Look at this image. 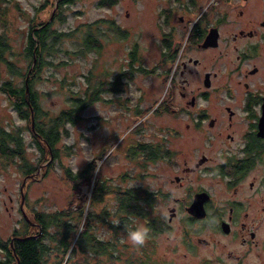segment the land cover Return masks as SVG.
Returning a JSON list of instances; mask_svg holds the SVG:
<instances>
[{"label":"rangeland","instance_id":"374dc122","mask_svg":"<svg viewBox=\"0 0 264 264\" xmlns=\"http://www.w3.org/2000/svg\"><path fill=\"white\" fill-rule=\"evenodd\" d=\"M195 1L194 6H190L194 0H71L61 4L59 0L0 1V33L8 34L15 51L24 45L30 24L38 28L58 10L50 28L64 35L54 42L47 37L52 45L43 51V63L34 72L32 82L45 119L71 108L73 97L89 92L96 95L76 111L73 121L63 123L55 144L57 156L48 153L39 163L31 117L29 121L21 118L8 95L0 90V125L21 132L25 157L34 165L39 163L32 173L25 174L18 158L0 161V238H12L15 229L22 230L24 220L32 225L28 232L37 233L40 226L33 219V210L52 212L68 205H80L85 211L93 208L100 215L106 208L111 211L106 217L116 226L119 219L114 214L113 192L91 204V188L97 173L109 189L140 186L150 191L165 178L162 165L154 168L149 161H135L126 149L134 141L151 140L155 125L163 118L159 113L147 115L145 110H136L144 106L149 109L163 96L165 43L182 40L185 26L178 20L179 15L189 14L187 22H191L209 0ZM87 34L91 36L85 41ZM16 62L25 76L8 73L3 66L1 76L22 85L26 75H32L34 60L20 55ZM130 62L134 69L128 68ZM128 69L130 75L122 78V89H115L112 81ZM90 161L95 164L90 183L73 188L65 169L77 172ZM140 204L147 208L149 219L132 216L125 228L113 232L107 220L94 218L92 232L103 238L117 235L121 244H129L127 229L138 224L147 226L148 236L142 246L151 260L145 264H264V216L255 222L256 240L243 243L236 233L222 234L204 222L188 221L181 214L170 225H161L169 212L168 202L161 195ZM198 238L210 241L199 244Z\"/></svg>","mask_w":264,"mask_h":264},{"label":"flooded vegetation","instance_id":"af4514ba","mask_svg":"<svg viewBox=\"0 0 264 264\" xmlns=\"http://www.w3.org/2000/svg\"><path fill=\"white\" fill-rule=\"evenodd\" d=\"M189 17L178 16L182 40L166 39L163 96L136 110L163 118L151 140L126 150L133 160L166 170L150 190L151 200L161 195L169 205L161 225L181 214L236 233L243 243L255 241V222L264 216V0H209ZM128 68L134 69L131 62ZM130 69L117 74L115 89ZM195 196L200 215L191 208Z\"/></svg>","mask_w":264,"mask_h":264},{"label":"trees","instance_id":"16d2710c","mask_svg":"<svg viewBox=\"0 0 264 264\" xmlns=\"http://www.w3.org/2000/svg\"><path fill=\"white\" fill-rule=\"evenodd\" d=\"M69 1L71 0H59V3ZM106 1L111 2L112 0ZM58 14L56 10L54 17L43 22L38 28L34 29L35 25L30 24L26 31L24 45L18 51L12 49L8 34L0 33V90L8 95L11 104L21 118L29 121L32 115L35 129L32 137L40 152L39 163L44 161L48 153L54 157L57 156L55 144L61 136L63 123L73 121L77 116L76 111L96 98L92 92L73 97L71 108L63 109L54 116L44 118L45 113L39 106L32 82L40 64L43 63L41 58L43 51L47 50V46L52 45L46 41L47 37H52L51 42H54L64 35V32L50 28ZM90 36L87 34L85 41H88ZM20 55L30 60L34 59V63L31 70L32 75L30 77L26 75L23 84L17 85L11 77L2 78L1 70L5 67L8 73L25 76L16 62ZM25 79L28 91H26ZM63 130L66 131L65 128ZM138 148H141V145ZM15 158L20 160L18 165L25 174L32 173L39 164L34 165L25 157L21 132L0 125V161ZM94 167V161H90L83 170L77 172L66 168L65 173L73 181V188L76 185L90 183ZM106 185L97 173L91 188V196H93L91 204L100 201L105 194L113 192L114 214L119 219L116 226L111 219L107 218L111 215V211L106 208H103L101 215L93 208L85 211L80 205L77 208L68 205L66 208L52 212L33 210V219L39 223L41 232L31 235L36 233L28 232L32 225L24 220L22 230H14L12 245L10 244L11 238H0V252L3 253L0 264H145L146 260H151L145 246L133 248L125 242L121 244L117 235L103 238L92 232L94 218L107 220L113 232L116 229L125 228L132 216L149 219L147 208L140 203L150 202L151 191L140 186L109 189ZM78 253L81 255L80 258L76 257Z\"/></svg>","mask_w":264,"mask_h":264},{"label":"clouds","instance_id":"9594fccd","mask_svg":"<svg viewBox=\"0 0 264 264\" xmlns=\"http://www.w3.org/2000/svg\"><path fill=\"white\" fill-rule=\"evenodd\" d=\"M148 236V228L143 224H138L135 228H128L126 240L133 246H141L144 244Z\"/></svg>","mask_w":264,"mask_h":264},{"label":"water","instance_id":"95a60500","mask_svg":"<svg viewBox=\"0 0 264 264\" xmlns=\"http://www.w3.org/2000/svg\"><path fill=\"white\" fill-rule=\"evenodd\" d=\"M34 60V59H33ZM25 85H26V91H28V86H27V80L25 79ZM31 117V128L33 129L34 128V125H33V117H32V115L30 116ZM21 188V190H22V186L20 187ZM197 197L198 196H195V198H194V201L192 202V204H191V208H193V213L194 214H197V215H200L199 214V212L197 211V210H195L196 209V207L198 206V203H200L198 200H197ZM23 215H24V217L26 218V215H25V213L23 212ZM41 232V229H40V227H39V230H38V232L37 233H40ZM37 233L36 234H31V235H37ZM26 237V236H25ZM12 239H13V237L11 238V240H10V244L12 245Z\"/></svg>","mask_w":264,"mask_h":264}]
</instances>
